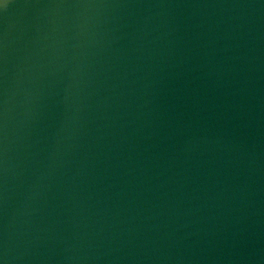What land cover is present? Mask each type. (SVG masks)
Segmentation results:
<instances>
[{
  "label": "water",
  "instance_id": "obj_1",
  "mask_svg": "<svg viewBox=\"0 0 264 264\" xmlns=\"http://www.w3.org/2000/svg\"><path fill=\"white\" fill-rule=\"evenodd\" d=\"M0 264H264V0H5Z\"/></svg>",
  "mask_w": 264,
  "mask_h": 264
},
{
  "label": "snow or ice",
  "instance_id": "obj_2",
  "mask_svg": "<svg viewBox=\"0 0 264 264\" xmlns=\"http://www.w3.org/2000/svg\"><path fill=\"white\" fill-rule=\"evenodd\" d=\"M5 0H0V6L4 5Z\"/></svg>",
  "mask_w": 264,
  "mask_h": 264
}]
</instances>
